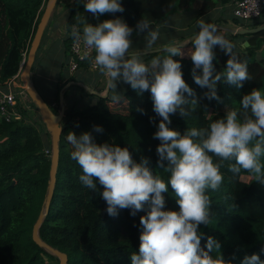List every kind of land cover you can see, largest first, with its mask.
Listing matches in <instances>:
<instances>
[{
    "label": "trees",
    "instance_id": "obj_1",
    "mask_svg": "<svg viewBox=\"0 0 264 264\" xmlns=\"http://www.w3.org/2000/svg\"><path fill=\"white\" fill-rule=\"evenodd\" d=\"M45 1L0 0V86L18 72ZM192 1L120 0L124 12L94 17L85 11L80 0H73L65 22L67 34L63 40L64 51L68 54L72 39L69 27L73 22L82 30L81 21L84 19L95 26L104 20L120 18L135 31L137 22L145 18L153 29L160 19L187 9ZM216 1L226 4L230 0H201L200 13L210 10ZM262 4L261 17L251 27L264 23V0ZM238 37L246 41L247 45H236L234 53L240 61L247 63L251 80L245 81L239 89L219 83L220 102L209 101L203 96L207 89L195 84L191 74L194 65L190 56L173 57L180 60L183 79L193 89L199 105L186 120L179 112L170 115V129L183 134L187 128L206 127L215 119L222 118L227 110H240L243 96L253 89L264 93V28L252 34L225 36L229 41ZM186 45L192 48L190 43ZM163 48L143 53L139 57L145 63L157 57L162 58L167 55ZM214 52L216 70L225 71L230 57L221 50ZM81 69H87V60L78 63L77 70ZM73 78L69 77L70 80ZM65 84L66 81L55 82L53 97L56 105L58 93L62 89V102L69 101L64 111L63 130L69 128L77 136L91 132L97 144L126 147L137 163L142 157H147L153 174L167 182L169 174L158 168L156 163V149L160 141L153 139V134L162 118L153 110L150 91L138 95L130 85L125 84L119 101H112L105 96L98 97L93 105H89L82 101L81 95L71 98L69 87L63 88ZM84 95L88 96L87 93ZM47 105L50 107V104ZM30 106L36 110L32 102ZM50 109L56 112L55 108ZM23 117L24 113H21L20 117L8 122L0 118V264H58L57 258L35 244L30 236L31 226L42 207L46 192L50 154H45L44 150H49L50 144L46 130H41L36 122L25 121ZM94 125L102 127L103 131H94ZM63 130L58 140L52 194L48 210L38 227V237L48 246L64 253L66 264H131L132 252L139 251L142 231L140 217L146 215L147 205L134 216L130 209L119 210L115 217L109 216L103 198L81 184L79 176L82 170L71 159V150L64 139ZM260 159L264 164V156ZM213 160L219 162L214 156ZM229 163L234 161L224 162L220 168L224 177L220 189L207 192L211 200L212 218L209 227L199 226V231L204 234L201 248L206 250L207 237L212 236L222 242L221 252L226 261L232 259L233 253L236 254L232 264H241L245 255L254 253L264 261V252H261L264 247V183L256 181L253 175L243 170L233 175L228 170ZM241 175L249 179L243 181ZM168 187L169 191L163 193L165 210L179 211L170 184ZM98 188L102 191L99 185ZM218 254L212 253L214 257Z\"/></svg>",
    "mask_w": 264,
    "mask_h": 264
},
{
    "label": "clouds",
    "instance_id": "obj_2",
    "mask_svg": "<svg viewBox=\"0 0 264 264\" xmlns=\"http://www.w3.org/2000/svg\"><path fill=\"white\" fill-rule=\"evenodd\" d=\"M84 9L94 17L125 11L120 0H86ZM81 23L82 34L75 26L71 31L74 40L82 41L85 46L80 59H89L94 50L92 67L107 78L109 89L116 90L112 100L121 99L117 91L119 82L130 85L138 95L150 91L153 110L162 118L153 139L160 141L156 163L169 174L167 182L153 174L149 158L142 157L137 163L126 147L97 144L91 132L79 136L69 132L66 137L72 146L71 159L82 170L81 184L103 198L109 216L115 217L124 209H130L134 216L147 205L146 215L140 217L139 251L132 252L131 264H232L236 254L226 261L221 252L222 242L212 236L207 237L206 250L201 248L204 234L199 226L209 227L211 222V200L207 192L220 189L224 180L220 168L224 162L234 161L228 164L233 175L243 170L264 183V164L260 159L264 156V93L253 89L243 96L240 110H227L222 118L208 126L187 128L181 134L169 128L170 115L179 112L186 120L196 111L199 101L183 79L180 60L173 57L183 58L186 54L182 48L190 43L192 48L187 55L194 65L191 73L194 82L207 89L203 93L205 98L218 102L221 101L219 83L239 89L245 81L251 80L247 63L236 57L235 45L218 34L217 26L204 20L197 21L199 30L190 41L165 46L163 51L167 55L149 63L129 52L134 29L122 19L104 20L95 26L85 19ZM135 31L137 36L144 35L148 49L153 48L160 36L159 30H153L145 18L137 22ZM216 46L230 57L225 71H217L213 64ZM198 69L201 71L197 72ZM93 130L103 131L96 125ZM213 156L219 162H214ZM169 184L179 211L165 210L163 193L169 191ZM213 252L219 254L214 257ZM241 264H264V261L254 253L245 255Z\"/></svg>",
    "mask_w": 264,
    "mask_h": 264
},
{
    "label": "crops",
    "instance_id": "obj_3",
    "mask_svg": "<svg viewBox=\"0 0 264 264\" xmlns=\"http://www.w3.org/2000/svg\"><path fill=\"white\" fill-rule=\"evenodd\" d=\"M200 1L193 0L190 6L183 11H176L171 15L160 19L156 25L153 27V30H159L160 36L162 37V43L168 45H180L185 44L192 37H194L197 32V21L204 20L207 23H212L217 26V29H221L222 33H226L229 29H234L233 21H231L230 14V5L233 0H230L226 4H220L215 2L214 6L204 13H200ZM64 2V3H62ZM73 0H56V3L50 13L48 21L44 27L43 33L40 38V48L35 53L34 61L30 69V81L40 94L42 99L48 104L55 103L53 100L54 97V84L56 81L63 82L66 81V84H69L67 87L71 90V98L73 96H82L83 102H88L95 98L91 92H98L100 94H106L109 99L112 97L109 96L110 89L107 85V78L102 75L98 70L91 71L89 69H81L70 72L67 66L68 54L67 51H64L63 40L66 37L67 30L65 28V22L68 14L69 5ZM56 9L58 11L63 10L59 13L58 16H55ZM188 14L191 15V19L188 21ZM165 22H167L165 24ZM161 25H164L161 27ZM188 27H192L188 32ZM160 28H163L161 31ZM248 28H251L248 27ZM196 31V32H195ZM135 32V31H133ZM193 33L190 35V33ZM221 33V32H220ZM228 36L229 34H224ZM39 42V43H40ZM231 43L235 46L240 45L244 47V44L241 38H232ZM39 46V45H38ZM137 49L131 50V54L142 55L143 53H148L150 50L158 49L156 45H153L152 49H148L146 46H137ZM165 47V46H164ZM219 46L214 47V51H218ZM235 48L233 49V51ZM24 59V58H23ZM22 59V61H23ZM22 61L19 64V70L22 66ZM149 60L147 63H149ZM44 66L42 68V66ZM54 66L56 70H54ZM73 76V80H70L69 77ZM53 83L52 89H48L49 84ZM65 84V85H66ZM125 88V83H124ZM124 88L121 90V94L124 91ZM75 93V94H74ZM87 93L88 96L84 95ZM112 93V92H111ZM44 96H43V95ZM45 97V98H44ZM97 99V98H96ZM113 101V100H112ZM69 105V101L65 100L62 102L63 116L61 118V123L63 124L64 120V111H66ZM56 109L55 113L60 111V105L57 101V104L53 107ZM25 121L36 122L39 125L41 130H44V126L40 120V117L33 107L29 106L27 112H24ZM48 140L50 144V137L48 134Z\"/></svg>",
    "mask_w": 264,
    "mask_h": 264
},
{
    "label": "water",
    "instance_id": "obj_4",
    "mask_svg": "<svg viewBox=\"0 0 264 264\" xmlns=\"http://www.w3.org/2000/svg\"><path fill=\"white\" fill-rule=\"evenodd\" d=\"M56 3V0H46L43 6L42 12L36 24L35 30L33 32L32 38L29 43V47L26 52V56L23 62V65L18 73V79L21 83L22 88L24 89L29 100L33 103L36 108V111L40 117V120L50 137V155H49V170H48V181L46 186V192L42 200V207L35 218L30 231V236L32 241L37 244L39 247L43 248L45 251L49 252L51 255L55 256L58 260V264H66V255L55 248H52L42 242L38 237V227L41 224V221L48 210L50 197L52 194V188L55 180V171L58 161V140L63 130V126L60 124L61 118L63 116L62 109V89L58 93V102L60 105V111L58 113L52 112L47 103L42 99L40 94L37 92L35 87L30 81V69L34 61L35 53L40 42L41 35L43 33L44 27L48 21L50 13ZM264 28V23L251 28H241L235 31L227 30V32L235 35H245L252 34L260 31ZM244 46L247 45V42H243ZM156 51L150 50V52ZM69 84H66L63 88L67 87ZM95 96L89 105H93L96 102V98L105 97L106 94H100L98 92H91Z\"/></svg>",
    "mask_w": 264,
    "mask_h": 264
},
{
    "label": "built area",
    "instance_id": "obj_5",
    "mask_svg": "<svg viewBox=\"0 0 264 264\" xmlns=\"http://www.w3.org/2000/svg\"><path fill=\"white\" fill-rule=\"evenodd\" d=\"M83 4L86 0H80ZM262 0H233L230 5L231 21H233L234 29L248 28L250 25L260 19L262 12ZM77 27L76 23L70 24V34L73 27ZM79 30V29H78ZM81 34H82V30ZM229 35L232 33L227 32ZM85 51L83 42L79 43L72 37L68 46V62L67 66L70 72L76 71L78 63L83 61L80 56ZM94 50L90 52V58L87 60V69L95 71L93 69L91 57H94ZM22 64V63H21ZM21 83L18 79V72L14 74L3 86H0V118L5 122L20 117L21 113L27 112L29 109L28 99ZM55 106V103L50 105L51 108ZM45 154H50L49 150H44Z\"/></svg>",
    "mask_w": 264,
    "mask_h": 264
},
{
    "label": "rangeland",
    "instance_id": "obj_6",
    "mask_svg": "<svg viewBox=\"0 0 264 264\" xmlns=\"http://www.w3.org/2000/svg\"><path fill=\"white\" fill-rule=\"evenodd\" d=\"M62 3H64V2H62ZM63 10H61V11H58L57 9H56V11H55V16H58L59 15V13L60 12H62ZM188 21L192 18L191 17V15L190 14H188ZM190 22V21H189ZM192 27H188V32L190 31V29H191ZM161 29V31H163V28H160ZM221 32V33H220ZM218 34H220V35H223L224 37H225V35L224 34H227V32L226 33H222V31H221V29H218ZM132 40H133V45H132V47L130 48L131 50H134V49H137L138 47L137 46H139V45H141V46H146V42H145V40H144V35L142 34V35H140V36H137L136 35V32H133V34H132ZM162 40H163V38L162 37H159L158 38V40L155 42V44L154 45H156L157 47H164V46H167L166 44H164V43H162ZM190 49V47L188 46V45H184L183 46V48H182V51H184L185 52V56H188L187 55V52L189 51V49ZM214 50V49H213ZM217 50H220V48L219 49H217ZM25 59V58H24ZM24 59H23V61H22V65H23V62H24ZM42 66V65H41ZM22 67V66H21ZM44 66H42V68H43ZM54 70H56V68H55V66H54ZM52 87H53V83H51L50 82V84H49V87H48V89L50 88V89H52ZM124 88V83L123 82H119L118 84H117V91L119 92V95L122 97V94H121V90ZM112 92V93H111ZM75 94V93H74ZM115 94H117L116 93V90H114V89H110V91H109V96L110 97H112L113 95H115ZM43 95V94H42ZM71 95H72V93H71ZM44 96V95H43ZM28 97V96H27ZM74 97H78V96H74ZM45 98V97H44ZM28 99V104H29V106H30V100H29V98H27ZM112 99V98H111ZM69 132H72L71 131V129H69V128H65L64 130H63V136H64V139H65V141L68 143V146H69V149L72 151V146L70 145V143L67 141V134L69 133ZM240 179L241 180H243V181H247L248 179H249V177H247V176H245V175H241L240 176Z\"/></svg>",
    "mask_w": 264,
    "mask_h": 264
},
{
    "label": "flooded vegetation",
    "instance_id": "obj_7",
    "mask_svg": "<svg viewBox=\"0 0 264 264\" xmlns=\"http://www.w3.org/2000/svg\"><path fill=\"white\" fill-rule=\"evenodd\" d=\"M60 124L63 126V124L61 123V121H60Z\"/></svg>",
    "mask_w": 264,
    "mask_h": 264
}]
</instances>
